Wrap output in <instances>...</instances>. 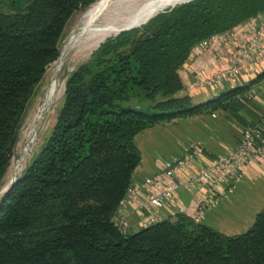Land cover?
<instances>
[{
    "label": "trees",
    "instance_id": "1",
    "mask_svg": "<svg viewBox=\"0 0 264 264\" xmlns=\"http://www.w3.org/2000/svg\"><path fill=\"white\" fill-rule=\"evenodd\" d=\"M94 1L30 0L23 12L0 13V185L69 21ZM204 2L192 5L185 21L208 24L219 12L224 27L180 50L175 72L152 80L153 59L143 41L112 57L98 52L68 77L50 135L0 198V264H264V209L235 236L182 212L137 233L116 225L142 160L140 133L210 108L235 113L250 92L235 89L196 107L189 96L178 97L180 72L196 45L264 13V0H215L209 11L196 9ZM180 20H164L157 36L179 33ZM263 79L264 72L256 82Z\"/></svg>",
    "mask_w": 264,
    "mask_h": 264
},
{
    "label": "crops",
    "instance_id": "2",
    "mask_svg": "<svg viewBox=\"0 0 264 264\" xmlns=\"http://www.w3.org/2000/svg\"><path fill=\"white\" fill-rule=\"evenodd\" d=\"M255 25L264 26V14L261 19L252 18L234 29L235 39L220 38L202 52L191 54L188 63L194 70L201 72L203 78L224 68L237 51L239 43L251 37V28ZM239 69L237 76L208 88L195 89L192 88V74L182 68L180 78L183 89L178 97L189 96L194 107L205 105L235 89L249 87L250 92L245 100L239 98L242 106L235 113L210 108L193 117L150 128L153 129L148 134L150 136L140 138V145L136 144L142 160L134 172L131 186L138 185L149 177L161 176L163 164L181 156L185 147L192 142L204 146L200 163L194 164L189 170L198 172L203 164L210 162L217 154L234 149L246 125L264 118V79L256 82L257 77L264 72V65L241 61ZM147 142L153 152L146 146ZM156 155L159 157H155ZM243 172L242 181L234 193L219 208L203 211L199 223L228 236L241 235L251 228L257 215L264 209V157L257 163L247 165ZM145 201V192H139L132 199L126 198L119 210L118 219L126 218L130 234L142 230L144 223L151 218L156 221L175 218L180 211L193 215L198 206L196 195L184 190L177 191L175 199L161 209L137 211Z\"/></svg>",
    "mask_w": 264,
    "mask_h": 264
},
{
    "label": "built area",
    "instance_id": "3",
    "mask_svg": "<svg viewBox=\"0 0 264 264\" xmlns=\"http://www.w3.org/2000/svg\"><path fill=\"white\" fill-rule=\"evenodd\" d=\"M263 14H259L257 18L261 19ZM251 31V37L239 43L229 64L206 78H203L201 72L194 70L187 60L183 71L192 74V88H208L237 76L240 73L241 61L252 65H264V26L255 25ZM223 37L235 39L236 31L233 29L212 36L196 45L191 54L202 52L212 42ZM203 154L204 146L201 143L188 144L181 156L163 164L161 176L149 177L138 185L130 186L126 198L132 199L137 193L145 192L146 201L137 208V211H143L163 208L166 203L175 199V194L179 190L192 192L198 199L193 216L199 223L203 211L219 208L231 196L242 181L244 168L264 157V118L242 129L241 137L234 149L217 154L210 162L203 164L198 172L189 171L194 164L200 163ZM156 222L155 218H151L143 227L146 228ZM116 225L122 233L129 232L126 218L117 219Z\"/></svg>",
    "mask_w": 264,
    "mask_h": 264
},
{
    "label": "rangeland",
    "instance_id": "4",
    "mask_svg": "<svg viewBox=\"0 0 264 264\" xmlns=\"http://www.w3.org/2000/svg\"><path fill=\"white\" fill-rule=\"evenodd\" d=\"M202 1L203 0H195L189 3L178 5L172 9H168L165 12L156 15L153 19L148 21L143 26L124 31L116 36H113L107 39V41L103 43V45H101V47L98 48L93 55L89 56L84 53H76L74 50L68 52L65 60L66 64L60 74V81L64 83V91L61 98L59 99L60 101L57 102L58 103L56 105L57 109L55 108L54 113H52L53 115L51 114L45 119L44 123L39 129L40 131L41 130L42 131L41 132L38 131V135H37L38 137L36 138L37 141L35 146L33 147L32 153L28 155V157H26V160L24 161L22 167L20 168L19 171H17L16 165L20 161H22V159L25 156V150L29 146L30 136L28 137V134H30L32 128L35 127L37 124V122H35V117L38 114L39 109L43 106L46 100L47 93L49 91V87L51 83L56 79L54 66L57 61L54 64H52L48 68L46 75L44 76V79L37 86L29 102L25 119L19 130L18 140L13 148V155L10 162V166L2 181V184L0 185V195H1L0 198L4 195L5 188H7L10 185L12 180L14 178H18L19 175L22 173V171L30 164L32 159L35 157L37 152L41 149V147L44 145L45 141L47 140L48 136L50 135L51 130L53 129L57 121L58 113L64 102L63 95H65L66 81L73 72H75L80 66L89 62L98 52H102L106 56L112 57L116 54L129 52L131 49L134 48V46L138 45V43L140 44L143 41L148 42V46H149V48H147L149 51L148 53H150V58L153 59V69H151L150 72L152 73V80L156 81L163 74H170L171 72L172 73L175 72V68L177 67L179 58L181 56L180 54L181 52L186 50L184 48L187 47L189 43L197 40L198 38L199 39L203 38L202 36H204L208 32L216 31L219 30V28L224 27V25L222 24H224L225 22V17L223 15L219 16V12H218V16H215L212 19V21H210L208 24H201V22L199 21V23L195 25L193 24V21H188V22L185 21L184 16L191 13L188 11L191 8V6L198 5ZM204 1H205L204 4H202L201 7L196 9L206 8L209 11L212 8L213 2L215 0H204ZM29 4H30V0H0V13L11 14V13L23 12L26 10ZM86 9L76 12L69 21L62 42L60 44V54H62V52L64 51L67 45L66 40L67 41L69 40V36L73 31V29L76 27L78 19L80 18L81 14L85 12ZM178 16L182 18V20L179 21L176 27V30H179V33H177V31H172V32H167V34L157 36V31L160 28V24L164 20H168V18H176ZM190 27H193L197 30L194 33H191ZM66 66H67V70H66ZM150 84L154 85L152 81L150 82ZM160 99H161L160 95L155 98L156 101ZM149 104H152V102L150 103L149 101H147L144 103V105H149ZM152 131L153 129H150L141 133L139 137L136 138L137 146L140 145V138L141 139L145 138L148 134H151ZM39 132L40 133L43 132V133L40 134ZM146 146L150 149L151 152L154 151L149 143L146 144ZM155 157H159V155H156Z\"/></svg>",
    "mask_w": 264,
    "mask_h": 264
},
{
    "label": "bare ground",
    "instance_id": "5",
    "mask_svg": "<svg viewBox=\"0 0 264 264\" xmlns=\"http://www.w3.org/2000/svg\"><path fill=\"white\" fill-rule=\"evenodd\" d=\"M184 1L186 0H97L81 14L76 27L69 36V40H66L67 45L59 61L54 66L56 79L51 83L46 100L35 117L37 124L28 134V137L30 136L29 146L25 150L22 161L16 165L17 171L22 167L26 157L32 153L38 131H40L39 129L45 119L54 113L55 108L57 109V102L60 101L64 91V83L60 81V74L66 64L67 53L74 50L76 53L93 55L107 39L122 33L125 29L143 26L151 20V17L153 19L156 15L181 5Z\"/></svg>",
    "mask_w": 264,
    "mask_h": 264
},
{
    "label": "water",
    "instance_id": "6",
    "mask_svg": "<svg viewBox=\"0 0 264 264\" xmlns=\"http://www.w3.org/2000/svg\"><path fill=\"white\" fill-rule=\"evenodd\" d=\"M192 1H195V0H186V1H184L182 4L189 3V2H192ZM171 9H172V8H171ZM164 12H165V11H164ZM150 19H152V17H151ZM130 29H131V28L125 29V31L130 30ZM123 31H124V30H123ZM123 31H122V32H123ZM60 57H61V54H60ZM60 57H59V59H60ZM59 59H58L57 61H59ZM16 182H17V178H14V179L12 180V182L10 183V185L5 189L4 194L8 193V192L10 191V189L12 188V186H13Z\"/></svg>",
    "mask_w": 264,
    "mask_h": 264
}]
</instances>
